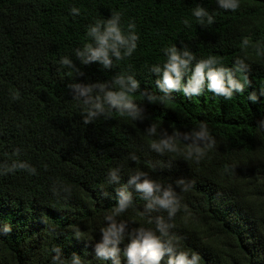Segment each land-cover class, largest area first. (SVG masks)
Wrapping results in <instances>:
<instances>
[{"label": "trees", "instance_id": "16d2710c", "mask_svg": "<svg viewBox=\"0 0 264 264\" xmlns=\"http://www.w3.org/2000/svg\"><path fill=\"white\" fill-rule=\"evenodd\" d=\"M239 4L232 11L219 8L217 0H0V166L22 161L36 169L4 174L0 167V229L11 226L0 235V264H52L54 246L64 264H71L73 253L82 264H111L96 257L95 243L116 206L115 189L138 171L162 187L172 185L181 206L170 221L165 210L142 215L146 201L129 185L133 206L116 217L128 230H155V217L162 216L174 225L170 236L178 251L198 253L199 264H264V128L258 124L264 118V0ZM197 6L214 16L212 24L196 20ZM114 13L121 14L125 33L135 24L136 49L114 59L113 68L80 64L75 51L92 42L88 27ZM172 45L187 46L196 61L216 56L229 68L243 59L251 83L231 100L205 88L200 96L174 92L149 103L141 91L163 96L150 69L163 66L164 50ZM65 56L83 75H69L72 70L61 64ZM128 74L140 82L130 95L144 119L111 109L110 118L84 124L89 106L73 98L68 85ZM236 75L243 82L245 74ZM253 90L255 103L248 99ZM15 91L19 99L12 98ZM201 122L215 146L199 162L186 159L187 144L180 139L178 152L150 147L165 129L171 135L198 129ZM153 124L157 133L150 136L146 129ZM113 169L119 184L109 180ZM180 177L191 183L188 191L176 185ZM127 243L125 237L120 244L121 264Z\"/></svg>", "mask_w": 264, "mask_h": 264}, {"label": "clouds", "instance_id": "9594fccd", "mask_svg": "<svg viewBox=\"0 0 264 264\" xmlns=\"http://www.w3.org/2000/svg\"><path fill=\"white\" fill-rule=\"evenodd\" d=\"M218 7L224 10L235 11L240 7L239 0H217ZM78 8H72L74 15L79 14ZM193 16L201 24H212L214 16L207 9L197 6L193 10ZM120 13H114L110 18L104 21H97L90 25L87 30V36L91 38V43L84 44L82 49H76L75 57L80 64L88 65L93 62H99L104 69L113 68V60H121L130 56L137 47L139 36L134 31L135 24H128V31L125 33L120 27ZM188 25L189 21H183ZM167 56L163 66L153 65L150 71L157 75L155 83L163 96H156L147 90L141 91L149 103H156L158 100L171 98L172 93L182 92L186 97L200 96L205 88L215 95L222 96L226 100H231L234 93L245 91L251 81L247 78L248 66L243 59L237 58L234 68L225 67L216 56L196 61L194 54L183 46L177 48L176 45L167 47L165 50ZM193 61H196L193 64ZM61 64L67 66L72 71L69 75H83L82 70L73 63L68 57L61 58ZM190 73V75H189ZM237 73L245 74L243 82L237 78ZM184 77H187L186 82ZM73 98L83 100L88 105L86 115L83 117L84 124L91 123L94 119L104 116L109 117V111L115 109L121 114H126L133 120H143V110L132 100L131 93L140 90V82L133 75H116L111 81H97L94 83H70ZM96 95H93V93ZM259 96H264V88L259 90ZM13 99H19V92L12 93ZM249 101L255 103L258 100V94L255 90L248 93ZM107 104L108 108H105ZM261 128H264V118L258 121ZM148 135L154 136L157 133L156 125H150L146 129ZM180 139L187 144L186 159L195 158L196 162L202 159L206 149L215 146V140L210 135L207 124L201 122L198 129L181 132L175 130L171 135L167 130L159 142H153L150 147L157 153L163 154L165 151H180L176 141ZM14 155L19 154V149L14 150ZM131 160H137L132 154ZM4 174L14 172L17 169L27 170L30 174H35L36 169L26 162L14 161L11 165L0 166ZM109 180L112 183L119 184L120 176L118 169L110 170ZM129 185H134L136 192L142 193L146 201L144 213L165 210L169 221L180 209V198L172 185L162 187L161 184L149 178L148 174L138 171L129 177L127 184L115 189L116 206L112 213L105 217L107 226L101 229V239L95 243L96 257L111 261V264H121L120 244L125 237L128 243L124 248L126 264H161V261L167 257V264H199L201 259L198 253L193 252L189 257L186 251H178V244L170 236V229L173 224L166 222L164 217H155V230L144 226L128 230V225L124 221L116 219L121 213L133 206L132 192ZM176 185L183 191H188L191 183L185 182L183 177L177 178ZM151 223V219L149 220ZM11 232L10 225H4L0 229V235H6ZM157 232L159 235H157ZM78 239V237H77ZM55 255L52 257V264H64L61 259V249L53 247ZM71 264H82L79 255L73 253Z\"/></svg>", "mask_w": 264, "mask_h": 264}]
</instances>
